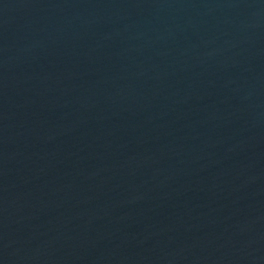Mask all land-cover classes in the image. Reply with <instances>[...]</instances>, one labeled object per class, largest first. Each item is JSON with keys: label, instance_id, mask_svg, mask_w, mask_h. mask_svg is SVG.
<instances>
[{"label": "water", "instance_id": "1", "mask_svg": "<svg viewBox=\"0 0 264 264\" xmlns=\"http://www.w3.org/2000/svg\"><path fill=\"white\" fill-rule=\"evenodd\" d=\"M0 264H264V0H0Z\"/></svg>", "mask_w": 264, "mask_h": 264}]
</instances>
